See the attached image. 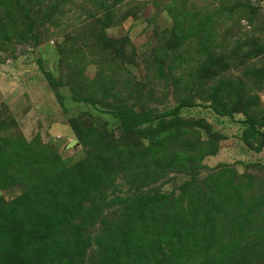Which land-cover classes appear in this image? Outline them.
<instances>
[{"label": "rangeland", "instance_id": "374dc122", "mask_svg": "<svg viewBox=\"0 0 264 264\" xmlns=\"http://www.w3.org/2000/svg\"><path fill=\"white\" fill-rule=\"evenodd\" d=\"M0 264H264V0H0Z\"/></svg>", "mask_w": 264, "mask_h": 264}, {"label": "trees", "instance_id": "16d2710c", "mask_svg": "<svg viewBox=\"0 0 264 264\" xmlns=\"http://www.w3.org/2000/svg\"><path fill=\"white\" fill-rule=\"evenodd\" d=\"M43 74H44V76H45V78L49 81V82H54L55 81V79L49 74V73H47V72H43ZM118 117H120V118H125L121 113H118Z\"/></svg>", "mask_w": 264, "mask_h": 264}]
</instances>
